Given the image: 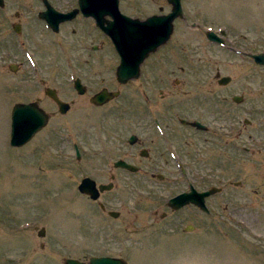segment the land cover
Here are the masks:
<instances>
[{
    "label": "rangeland",
    "instance_id": "1",
    "mask_svg": "<svg viewBox=\"0 0 264 264\" xmlns=\"http://www.w3.org/2000/svg\"><path fill=\"white\" fill-rule=\"evenodd\" d=\"M50 2L64 11L77 0ZM182 4L184 17L175 21L169 41L125 85L116 79L117 53L79 17L54 32L38 16L42 0L0 6V264H63L104 255L129 264H264V66L246 55L264 51V0ZM120 7L140 18L170 10L167 0H120ZM209 30L225 32L226 44L236 49L208 40ZM223 76L232 81L219 84ZM77 77L88 87L84 95L74 88ZM104 86L122 95L93 105L90 97ZM47 87L71 103L66 114L45 94ZM35 100L50 114L49 123L29 143L13 147L11 110ZM156 118L182 130L180 119L211 124L214 132L205 133L210 152L202 133L191 135L193 146L181 135L178 143L189 148L191 161L172 164L169 178L122 173L97 201L80 193L83 177L111 181L107 157L119 152L118 145L111 148V134L129 125L128 135ZM182 168L223 188L209 198L211 214L168 208L167 200L190 181ZM188 224L194 230L186 231ZM41 228L45 236L38 235Z\"/></svg>",
    "mask_w": 264,
    "mask_h": 264
},
{
    "label": "water",
    "instance_id": "2",
    "mask_svg": "<svg viewBox=\"0 0 264 264\" xmlns=\"http://www.w3.org/2000/svg\"><path fill=\"white\" fill-rule=\"evenodd\" d=\"M47 10L41 13V17L46 19L49 25L59 31L61 22L72 19L78 9L70 13H62L54 9L47 0H44ZM172 3V11L167 15H153L146 20L132 18L122 14L119 9V0H79V4L85 15H93L97 24L109 34L121 57L120 65L117 68V77L121 83L137 78L140 75V66L150 53L156 51L159 46L166 43L173 33L175 18L183 16L181 0H169ZM0 5H4V0H0ZM110 14L114 20L105 25V16ZM17 31L21 30L20 25L16 27ZM208 37L212 40L222 42L214 32H208ZM257 64L264 65V52L251 54ZM15 69V67H13ZM230 76H224L219 80L220 84L226 85L231 81ZM75 87L79 93H85L86 88L82 85L80 79H76ZM46 94L49 95L58 105L61 113H66L70 109V103L61 100L54 88H48ZM119 91H109L103 89L91 98V102L97 105H103L109 100L117 97ZM243 97L234 96V101L241 102ZM49 121V114L34 102H18L11 111V137L10 144L14 147H21L27 144L39 131H41ZM192 124L199 128L205 126L200 121H193ZM78 157L80 156L77 151ZM117 165L135 171L137 167L126 161H119ZM112 183L102 184L100 187L91 177H85L79 185V190L87 194L93 200L100 197V193L112 188ZM219 191L218 188H211L206 191H198L194 186L191 190L178 194L168 201V205L173 209L194 204L204 211H209L206 205V198L211 194ZM112 216L119 215L118 212H110ZM187 230H192L193 226L189 225ZM46 230L42 228L39 236H44ZM63 264H129L122 257L117 256H92L89 261H83L77 258H66Z\"/></svg>",
    "mask_w": 264,
    "mask_h": 264
},
{
    "label": "flooded vegetation",
    "instance_id": "3",
    "mask_svg": "<svg viewBox=\"0 0 264 264\" xmlns=\"http://www.w3.org/2000/svg\"><path fill=\"white\" fill-rule=\"evenodd\" d=\"M42 2L45 6V8H44V10H45L46 4H45L44 0H42ZM49 2H50V0H49ZM169 5H170V8H172L171 4H169ZM77 7H79L78 0H77L76 5L71 7V8H68L64 11H61L58 9L57 10L62 12V13H69L70 11L76 9ZM42 11H40L38 13V16H41ZM169 11L162 12L159 14H166ZM124 13H126V12H124ZM78 17L81 20L82 25H87L89 27L88 29L93 27L94 29H92V30L97 31L100 35H102L104 41H107L108 43H110V47H111L110 50L116 51L112 37L109 34L105 33L102 30V28H100L98 26L96 18L93 15H85L84 12H78L75 14L73 19H71V20L69 19V20H66V21L60 23L59 31L61 30L62 25L74 22ZM141 19H143V18H141ZM43 21H45V20H43ZM112 21H113V17L110 14H107L105 16V25L109 24V22H112ZM46 24L48 25L47 22H46ZM17 25H20L21 32H22V26L19 23H17L15 25V27L13 26V29L16 30ZM206 33H205V35H206ZM88 34H92V33L88 32ZM222 35L225 36L226 33L223 32ZM223 40H224V38H223ZM222 46L228 47L229 50H231V51L236 49L233 46L227 45L225 43V40H224V43ZM93 49L97 50L98 45H93ZM248 56L250 57V55H248ZM119 62H118V65H119ZM118 65H117V67H118ZM116 79H117V77H116ZM117 81H118V79H117ZM130 81L131 80H129L127 83H129ZM127 83H125V84H127ZM82 84L86 88L85 93H87V91H88L87 85H85L83 83V81H82ZM125 84H121V85H125ZM48 88H54V87H47L46 90ZM104 88L109 89L106 86L102 87L98 91L94 92V94L90 97V100L95 94L102 91ZM54 89L57 91L59 98L62 99L58 93V90L56 88H54ZM46 90H45V94H46ZM75 90L77 91V93L79 95L85 94V93H83V94L79 93L77 89H75ZM109 90H112V89H109ZM112 91H114V90H112ZM121 95H122V93L120 91V96ZM47 96L50 97L49 95H47ZM120 96L118 98L111 100L110 102L119 99ZM50 99H52V98L50 97ZM35 101H37L40 104V102L38 100H35ZM110 102H108L107 104H109ZM107 104H105V105H107ZM102 106H104V105H102ZM196 120L197 119H191V120L180 119V122H181L180 126L183 128V130H185V129L187 130L185 135L183 133V130L181 128H178L179 126H177V124L166 122L165 119H161V118L154 119V123L138 124L136 126L137 130H133L128 135L125 133V131L129 129V125H121L123 127L120 128V130H118V133L110 135V140L113 142L111 148L113 147V145L114 146L118 145V150H119V152L117 154L109 155L107 157L106 169H107L108 175L111 178V181L108 183H102V182L98 183L96 181L98 187H100V185H102V184L108 185L110 183H112L113 186L111 189L101 192L100 197L104 192H107V191L114 189V187L116 186V180H119V177L122 173L127 174V175H135V174H142L143 175L144 174V176H146V177L150 176L151 178H158L160 181H163V180L169 178V175L173 174L172 164L175 165V164H180L183 162H190L191 160H189V158L191 156V153L189 152L190 151L189 148H188V150H185L182 148L181 144L178 143L179 141H182V140L184 141V137L182 138L181 135L185 136L186 140H188L189 144L193 146L194 140L191 138V135L195 134L197 136L199 133L200 134L202 133L203 134L202 135L203 136V140H202L203 149H205V152L206 151L210 152V150H211L210 145L211 144H210V141L208 140V137H207L208 135H205V133L210 134V133H213L214 130H213L211 124H209V123L208 124L202 123L205 126L204 128H199L197 125L192 124V122L196 121ZM198 121H200V120H198ZM126 143L130 145V148H131L130 151H129L128 146L127 147L124 146V145H126ZM74 146L76 149V144ZM122 147H125V148H122ZM127 148H128V150H127ZM76 157H77V159L81 158V156L80 157L77 156V153H76ZM122 160L126 161L130 164L135 165L137 167V170L132 171L126 167L117 165V162L122 161ZM152 165H155V166H152ZM159 165H164V166L160 167ZM160 171H162V172H160ZM181 176H182V178L188 177V179H190V181L187 183L185 189H183L181 192L171 196L169 199H171L172 197H174V196H176L182 192L190 191L191 186H194L198 191H206V190H209L211 188H218L219 191L211 194L210 196H208L206 198V204L208 206L209 198L216 195V194H220L223 191L222 187H217V186H210L209 187L207 184V182H208L207 175H205V174L201 175L200 176L201 180H199V178L197 176H195V173H192V174L188 173V171L186 169L182 168L181 169ZM202 183H203V185H202ZM169 199L167 200L166 204L172 212H177V211H179L185 207H196L197 209H199L194 204H189L187 206H183L180 209H173L168 205ZM99 205L105 211L106 206L104 205V203L100 202ZM208 209H209V212L203 211L207 215L211 214V210H210L209 206H208ZM110 212L111 211H109V215L111 214ZM118 216H116V217H118ZM163 216H167L166 213H164ZM192 226H193V230H194V225H192ZM185 229H186V227H185Z\"/></svg>",
    "mask_w": 264,
    "mask_h": 264
}]
</instances>
